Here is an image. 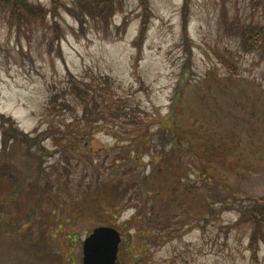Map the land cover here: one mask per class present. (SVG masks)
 I'll return each mask as SVG.
<instances>
[{
	"label": "rangeland",
	"instance_id": "1",
	"mask_svg": "<svg viewBox=\"0 0 264 264\" xmlns=\"http://www.w3.org/2000/svg\"><path fill=\"white\" fill-rule=\"evenodd\" d=\"M60 2L30 26L0 12V114L32 136L65 133L2 150L0 128V162L19 177L0 192V264H82L83 238L108 224L117 264H264V226L251 242L239 220L264 198V40L247 47L235 30L264 31V0H148L144 28L139 0L82 24ZM117 105L131 114L114 117ZM135 175L146 190L120 213L82 206L88 185Z\"/></svg>",
	"mask_w": 264,
	"mask_h": 264
},
{
	"label": "trees",
	"instance_id": "2",
	"mask_svg": "<svg viewBox=\"0 0 264 264\" xmlns=\"http://www.w3.org/2000/svg\"><path fill=\"white\" fill-rule=\"evenodd\" d=\"M122 0H71L72 5H66V11L71 15L75 16L78 19L80 24L84 21V16L89 15L91 17H98L103 22H107V19L111 14H113L114 10L119 6ZM140 5L143 7V18L140 21V26L145 27L147 23V14H148V0H139ZM61 4L60 0H51V6L45 7L40 3H32L28 0H0V12L7 17V19L13 23L17 27L21 26H30L32 23L45 22L47 16L51 18H55V15L58 12V7ZM83 11V12H81ZM85 13V15L83 14ZM236 25L235 30L241 34V41L247 47H251L253 45L258 44L259 40H264V31H257L255 27L250 25H243L242 27H238ZM109 81L110 78L106 77L103 81ZM105 84V82H104ZM99 88V86H98ZM69 89L72 93L76 95V98L85 101L83 94V90L81 87L75 83L70 85ZM100 90H102L100 88ZM85 92V91H84ZM82 93V94H81ZM106 93V92H105ZM58 95L55 99H57ZM52 96L50 97V101L52 102ZM60 108L69 107V103L64 101H60ZM96 119L98 120L101 117V110L97 109L96 111ZM114 117H119L120 115H130L131 113L127 111V107H122L121 105H117L113 107L109 111ZM84 119L87 124H90L91 118L90 115L86 114L83 110ZM87 116V117H86ZM111 116V115H110ZM112 117V116H111ZM133 120V119H132ZM164 127L168 128L165 124ZM0 128H1V140H2V150H6L11 142H19V139L28 141V144L39 145L41 141L52 137V140L58 143L57 141L60 138L65 137V133H61L58 137L55 134H52L50 129H46L38 132L36 135H31V133H24L19 131L18 126L14 123L10 118L5 119L3 115L0 114ZM174 129V123H172V128ZM176 134V133H175ZM159 135L161 139H164V132L160 129ZM174 133H172L171 139H173ZM173 147H171L172 150ZM162 150L166 149L165 145L162 144ZM169 153V150H167ZM64 153V152H63ZM62 153V154H63ZM165 154V152H164ZM63 156V155H62ZM150 158H154L151 154ZM65 160L68 161L67 155L65 156ZM136 176V175H135ZM137 177V176H136ZM147 176L139 179L137 177L136 180H133L131 183V179L127 178H117L115 180H106L101 181L100 184L88 185L87 187L90 190L89 194H86L87 197L83 198L82 206L87 209L88 213L95 212L98 210V213H104L102 208L101 200H106V202L111 206V208H119L117 210L120 213L125 206V200L131 201L133 198L136 199L142 191L146 190V186L148 184ZM19 181L18 174L16 173L14 166L11 162L3 161L0 162V192L15 190L17 182ZM180 182V181H178ZM34 183V182H33ZM35 184V185H34ZM31 184V188H38L36 183ZM151 186V185H150ZM130 187L135 188V193H130ZM40 190V189H39ZM133 194V197H132ZM242 212L241 218L239 220H248L254 224V234H252L251 242L255 240V233L260 229L261 226H264V198L254 199L252 203L248 205H243L239 209ZM99 215V214H98ZM108 221V218H105ZM113 226L112 224H108ZM43 229V228H42ZM44 233V234H43ZM45 235V231L42 232V238ZM41 236V235H40ZM69 236V235H68ZM76 237V236H75ZM74 238L69 236L67 240H73ZM45 249V248H44ZM47 251V250H45ZM50 253H45L43 255L37 256L42 259H48Z\"/></svg>",
	"mask_w": 264,
	"mask_h": 264
},
{
	"label": "water",
	"instance_id": "3",
	"mask_svg": "<svg viewBox=\"0 0 264 264\" xmlns=\"http://www.w3.org/2000/svg\"><path fill=\"white\" fill-rule=\"evenodd\" d=\"M120 232L109 225H98L82 240V264H117Z\"/></svg>",
	"mask_w": 264,
	"mask_h": 264
}]
</instances>
